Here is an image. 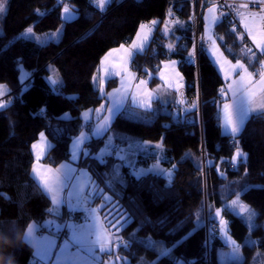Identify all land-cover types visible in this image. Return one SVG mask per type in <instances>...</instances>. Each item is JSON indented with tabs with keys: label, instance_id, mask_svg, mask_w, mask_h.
Listing matches in <instances>:
<instances>
[{
	"label": "trees",
	"instance_id": "16d2710c",
	"mask_svg": "<svg viewBox=\"0 0 264 264\" xmlns=\"http://www.w3.org/2000/svg\"><path fill=\"white\" fill-rule=\"evenodd\" d=\"M66 3L77 13L69 22L62 17ZM168 18L175 23L166 36L162 25ZM0 21V85L12 93L9 102L0 107V236L11 240L14 246L5 248L14 253L19 264L36 263L34 251L15 246L18 231L26 232L31 224L42 226L52 208L50 197L33 176L32 146L44 133L52 143L46 160L53 166L70 161L71 145L86 128L83 112L107 101L93 82L102 58L112 49L130 44L140 26L152 21L159 25L150 46L134 58L133 71L142 78L154 75L152 84H157L160 66L169 60L179 61L187 98H200L201 110L197 107L174 114V102H157L153 111L132 107L123 111L112 131L127 137H118L117 143H162L167 158L164 164L175 167V174L172 180L156 173L137 177L125 166L116 179L117 159L97 158L104 139H93L87 144L91 154L81 162L103 191L93 196L92 204L99 206L106 195L111 198L100 210L108 228L125 217V225L116 224L123 241L117 252L121 264H222L219 250L226 247L213 217L217 210H222L230 234L242 245L243 262L228 264H255L258 251L264 255L262 223L252 231L255 244L249 245L247 225L227 208L230 199L240 196L259 210V221L264 220V113L252 116L238 136L223 134L219 113L225 81L207 51H202L196 62L189 0H116L104 12L96 10L91 0H8ZM62 26L59 42L39 45L19 38L30 27L44 35ZM216 34L230 60H242L252 68L261 61L244 49L245 37L230 23L221 22ZM199 36L204 38L203 22ZM192 57L195 61H189ZM23 71L33 77L26 87L22 86ZM117 86L113 79L106 88L111 91ZM237 149L246 154V160L242 156L233 161ZM114 204L119 206V218L108 225L107 210ZM206 208L209 224L216 227L210 262Z\"/></svg>",
	"mask_w": 264,
	"mask_h": 264
},
{
	"label": "crops",
	"instance_id": "0c3cea01",
	"mask_svg": "<svg viewBox=\"0 0 264 264\" xmlns=\"http://www.w3.org/2000/svg\"><path fill=\"white\" fill-rule=\"evenodd\" d=\"M236 1L243 4H260L264 6V0H236ZM210 8L215 9V11L211 14L209 13ZM104 11L105 10L99 12H104ZM244 15H247V13H244ZM260 15H264V14H260ZM212 17H215V20H213ZM168 19L166 21H169V24L165 26L164 24L166 22L165 21L162 25V29L166 34V36H169L172 33L173 25L175 23V21L174 22L171 21L170 18ZM152 22L145 24L147 27L143 30H141L140 27L138 33L131 41V43L128 45H124V48L127 49V51L121 49V47H118L108 52L102 58L98 71L94 75L93 82L95 87L97 88V86H99L100 88L102 87L105 88V94L103 95L107 96V101L109 103L108 109H110V107H112L113 105L115 106L119 94L122 93V96H124L125 98L124 102L123 103L119 102L116 105L117 107L115 109L116 116L120 115L123 111H125L127 106L128 107L131 106L132 108H137L144 111H153L155 109L157 102H161L164 105H169L174 102L173 107H176L174 114H178V113L185 114L193 110V109L186 110L189 104L191 106L195 104V100H188L187 98L186 95L187 83L181 73L179 61L169 60L167 62H164L160 66L157 74L155 75V77L158 80L157 84H152V77H154V75L150 74L148 75V77L142 78L139 77L132 69V63L134 58L138 54L144 53L152 42L154 31L159 25L158 21H156L157 23L155 24H153ZM220 23H221V19L218 12V8L209 5L203 20V35L204 38L209 43L207 53L210 59L212 60V63L218 69L219 73L221 74V76L225 81V86L220 94V100L223 102L219 113L221 129L223 134L233 136L231 133V125H226L225 123L227 118L226 113L227 115L231 116L233 123H235L236 106L240 104L242 101L246 108L252 109L251 117L264 113V108H261L259 103L249 105L247 100V93L243 92L236 85L235 82L239 79L238 73L243 72V69L234 68L233 66L236 64L237 61H232L229 58H227L222 48L220 47L218 36L216 34V28ZM239 24H240V33L253 45L254 51L251 54V57L254 60L257 59V57L261 58V61L257 63L254 68H252L246 62L242 60H238L240 64L244 65V69H247L248 73H250L252 76V83L250 85H247L249 89H252L255 88L256 85L259 83L260 73L264 72V45H261L260 48L256 46V43L253 41L252 37L248 35L247 30L244 28L241 16L239 17ZM258 26L260 29H264V22L258 21ZM165 28H167V32H165ZM138 34L140 37L139 39L137 38ZM209 37H211V40L209 39ZM212 41H215L216 48L219 50L218 56H214L212 54V48H211ZM133 42H135L137 45L135 48L132 47ZM113 50H117V51H113ZM109 53H111V55H109ZM105 57H107V59H105ZM218 57H222L223 60H226L228 63L226 65L222 64L218 59ZM189 61H195V58L192 57L191 59H189ZM117 71H119L120 73L119 75L115 74ZM113 79H116L118 81V86L112 89L111 91H107L106 88L107 83ZM142 81L143 83H141ZM229 85H232L233 88L236 89L235 96L233 95V91L229 90ZM98 90L101 92V89ZM5 95H7V92L2 93V95L0 96H5ZM261 97H264V93H260L259 91H257V95H256L257 101H259ZM225 104H228L230 106L229 109L227 110L224 109ZM96 113L97 112L95 111L92 114L93 119L96 117ZM107 113L108 111L105 112V115H103L101 119H99V122L94 126L91 125L86 126V129L87 127L90 126L91 128L90 132H93L95 136H98L97 138H101V136L109 129V126L104 124L107 117ZM250 118H247L245 120L244 124L242 125V130ZM34 144H41L44 147V151L41 154L39 163L37 165L38 170L40 171V173H42V169L43 167H45V160L47 158L50 149L52 148V143L45 135L43 140H41L40 137L39 140ZM32 150L36 163L38 149L32 148ZM33 176L35 180L39 183L40 177L36 176L34 173ZM74 183H72L70 187ZM90 186L91 185H89L88 187ZM88 190H90V188ZM45 192L52 201L53 193L52 192L50 193L47 190H45ZM85 192L83 193V197L85 196L86 197L85 199L83 198L82 200L83 202L80 203L76 201H71L69 198H66L64 191H59L58 193H55L57 203L56 204L52 203L51 209L58 210L59 215L56 214V211L50 212V217L44 222L42 226L36 224L37 227L35 229V234L38 237L41 235L43 236L53 235L54 226L52 224L46 223L47 221H53L55 224L76 225L80 227L82 234L86 238V247L81 249L80 252L81 256L84 257V259L80 262V264H105L106 259L109 257V255L112 254V250H113V243H112L113 238L110 234L111 228H108L107 225L105 224L101 216L100 210L97 207L95 208L91 207L92 205V202L90 200L91 198L88 197L89 191L87 193ZM73 211H84L87 213L88 218L81 223H77V222L66 223L65 216L67 215V213ZM70 235L71 233L69 229L67 227H64L61 229V231L58 234H56L53 237L57 241V250L59 249V246L63 244L64 241L70 237ZM25 239L29 243L26 236ZM30 245H32L34 249V253L40 250V246L36 242L33 241ZM102 248L104 249V251H101ZM73 250L75 251V249ZM34 259H35L34 263L43 264V262L40 261L39 258L35 255H34ZM54 260H55V256H53V261H50L49 264H53Z\"/></svg>",
	"mask_w": 264,
	"mask_h": 264
},
{
	"label": "rangeland",
	"instance_id": "374dc122",
	"mask_svg": "<svg viewBox=\"0 0 264 264\" xmlns=\"http://www.w3.org/2000/svg\"><path fill=\"white\" fill-rule=\"evenodd\" d=\"M7 1L6 0V11L4 13H0V16L5 14L7 12ZM114 1L116 0H111V2H108V0H105V4L103 6V9H101V6L99 4V0H92V6L98 10V11H103L106 10ZM121 1V0H118ZM67 6L69 9V13L71 14V18H68L69 13H65L64 8ZM62 17L65 22H69L74 20L77 17V13L74 8L70 7L67 3L63 7L62 11ZM169 20V19H168ZM165 26L169 24V21H166ZM32 29V32L29 33L27 29L19 35V38H23L26 40H31L35 41L39 45H44L47 44L51 41L59 42L61 40V37L64 33V27H60L57 31L50 32L44 35H39L34 32L33 27H30ZM29 29V28H28ZM0 32H3V28L1 25L0 21ZM205 39V38H202ZM206 40V39H205ZM207 41V40H206ZM208 42V41H207ZM209 44V43H208ZM33 77L26 71L22 72L21 80L23 82L22 86H28ZM3 88L0 89V93H6L7 95L5 96H0V107H3L6 105L7 102H9V99L11 98V90L5 86L2 85ZM98 89H101L100 94L103 95L105 94V88L102 87L100 88L97 86ZM2 95V94H0ZM124 96H122V93L119 94L115 106L113 105L108 109V101H106L101 107L97 109H89L83 112H88L89 115L85 117L82 114V119L84 126L86 127L87 125L94 126L99 122V119L103 115H105V112L108 111L106 120L104 124L109 126L108 131H106L101 138H97L98 136H95L93 132H90L91 130H85L82 132V134L77 137L72 145H71V154L73 151V146L77 140H80V146L77 149L78 152V158L76 161H70L63 162L59 166H53L51 165L47 160H45V167L42 169V177L44 179H49L53 180L54 183V192L58 193L59 191H64L65 197L69 198L71 201H76L78 203L83 202V193H87L89 191L88 197L91 198V202H93V196L94 195H101L103 193L102 190L97 187V184L95 183V180L93 179V176L90 172L89 169L85 168L82 165V161L88 157L91 153L90 149L87 147V144L93 140V139H104V143L100 147V150L95 154L97 158L99 159H104L106 157L114 156L117 161L114 167V174L116 179H120L123 167H129L131 169V172L133 175L140 177L144 176L149 173H156L159 175H162L166 177L168 180H172L174 174H175V167L168 168L165 166V162L167 160L166 155H165V150L164 146L162 143H152L148 141H133L130 143L128 146H120L116 139L118 137L121 138H126L127 134L126 133H120L117 131H112V125L116 118L119 116L115 115L116 112V105L119 102H124ZM185 101V98H184ZM185 104V102H184ZM182 105V104H181ZM199 108L201 110V100L198 98L195 100V104L192 106L189 104L186 110L190 109H196ZM126 110H132L131 106H127ZM96 113V117L93 119L92 114L94 112ZM69 115H66L68 117ZM116 116V117H115ZM90 118V119H87ZM115 118V119H114ZM90 127V126H89ZM88 142V143H87ZM87 143V144H86ZM240 158V157H238ZM237 158V159H238ZM206 160V157H204ZM206 162V161H205ZM51 168L53 171L52 173H48L46 171L47 168ZM68 169H72L71 173V179L66 178V173L68 172ZM59 170V171H57ZM80 173V174H79ZM39 183L43 187L41 181V177L39 178ZM77 182V183H74ZM74 183L71 187L70 185ZM91 185L90 187H88ZM87 187V189H86ZM90 188V190H88ZM51 193V192H50ZM63 194V195H64ZM87 195V194H86ZM111 198L106 195L101 202L99 206L91 205L92 208L97 207L99 210H101L103 207H105L106 202L108 204L110 203ZM235 201V203H233ZM227 208H229L232 212H234L237 216H239L244 223L247 225L249 229L248 236L246 237V243L249 245H254L255 240L252 238V231L260 224L262 223V226L264 227V220L262 222L259 221V215L260 212L259 210L255 209L254 207L250 206L247 204L245 201H243L240 196H235L232 199H230L227 202ZM119 206L116 204L112 205L111 208H108L107 210V224L110 225L113 220L116 218H119ZM206 227L207 225L209 226V232L207 234L208 239H209V244H210V252L208 256V260L210 262L211 260V238L213 237V232L216 229L215 226L209 225V208H206ZM214 219L217 221V230H218V235L219 238L222 240L224 246L226 249H221L219 250V255H220V260L222 264H228L230 262H243L244 260V255L242 252V245L230 234V225L229 222L225 217H223V212L222 210H217L214 215ZM109 220V221H108ZM223 221V223H221ZM125 222V217L122 220L117 221V223H114L111 225V236L113 238L112 243H113V250L112 254L109 255V257L106 259L105 264H121V257L117 255V252L121 246H123V241L119 237V230L116 228V224H122ZM125 225V223L123 224ZM256 263L255 264H264V255L258 251L257 256H256Z\"/></svg>",
	"mask_w": 264,
	"mask_h": 264
},
{
	"label": "snow or ice",
	"instance_id": "6c2138e0",
	"mask_svg": "<svg viewBox=\"0 0 264 264\" xmlns=\"http://www.w3.org/2000/svg\"><path fill=\"white\" fill-rule=\"evenodd\" d=\"M108 2H111V0H108ZM99 4L101 6V9H103L105 0H99ZM243 7H246V5H244ZM5 11H6V0H0V13H4ZM64 11L65 13H69V9L67 8V6H65ZM214 11H215L214 8L209 9L210 14L213 13ZM241 17H242V23L244 25V28L247 30L248 35L252 37L253 41L256 43V46L260 48L261 45H264V29L259 28L258 21L264 22V15H260L259 13H255V12H249L247 13V15L241 14ZM68 18H71L70 13H69ZM212 18L213 20H215V17H212ZM152 23L155 24L157 22L153 21ZM140 27H141V30H143L147 26L142 24ZM27 31L31 33L32 29L29 28L27 29ZM165 32H167V28H165ZM137 38L138 39L140 38L139 34ZM209 39L211 40V37H209ZM136 46H137L136 43L133 42L132 47L135 48ZM120 47L121 49H124L125 51H127V49L124 48V45H121ZM168 48L171 49L172 45L169 44ZM211 48H212V54L214 56H218L219 50L216 48L215 41H212ZM113 51H117V50H113ZM109 55H111V53H109ZM105 59H107V57H105ZM218 59L224 65L228 63L226 60H223L222 57H218ZM233 67L238 68V69H243V72L238 73L239 79L235 83L243 92L247 93V100H248L249 105L259 103L260 107L264 108V97H261L259 101H257L256 99L257 91H259L260 93H264V72L260 73V81L256 85V87L249 89L247 85H250L252 83L251 74L248 73L247 69H244V65L240 64L239 61H237ZM115 74L119 75L120 73L119 71H117ZM52 83H56V81L53 80ZM141 83H143V81ZM2 88L3 86L0 85V89ZM229 90L233 91V95L235 96L236 89H234L232 85H229ZM229 107L230 106L228 104L224 105L225 110L229 109ZM110 111H112V109H110ZM83 115L87 117L89 113L85 112ZM251 115H252V109L246 108L243 104V101L236 106V122L235 123H233L231 116L227 115L226 113L227 118H226L225 123L226 125H231V133L234 137L239 135V133L242 131V125L244 124L247 118L251 117ZM44 136H45L44 133H40L41 140L44 139ZM79 146H80V140H77L73 146V151L71 154L72 161H76L78 158L77 149L79 148ZM32 147L33 149H38L37 158H36L37 162L33 164L32 171L36 176L41 177L40 182L42 183L43 188L47 190L48 192L53 193L52 203L56 204L57 199H56V195L54 192L55 182L53 180L44 179L40 171L38 170V166H37L39 163L41 154L44 151V147L41 144H34ZM241 156H244L246 160V154L242 153L239 149H237L236 155L232 159L233 161H236L237 158ZM46 171L48 173H52L53 170L49 167L46 169ZM72 171H73L72 169H68V172L66 173L67 179L72 178L71 177ZM233 203H235V201H233ZM48 211L49 212L56 211V214L59 215L58 210L48 209ZM46 223L52 224L54 226V232L52 236L41 235L38 237L35 234V229L37 227L36 224H31L27 228L25 236L28 239L29 243L31 244L34 241L40 246V250L38 252H35L34 255L37 256L39 260L43 262V264H49L50 261H53V256H55V260L53 264H80V262L84 259V257H82L80 254L81 249L86 247V238L82 234L80 227L76 225H71V224H55L53 221H47ZM221 223H223V221H221ZM64 227H67L69 229L71 235L67 240L64 241L63 244L59 246V249L57 250V241L53 237L56 234H58L61 231V229ZM73 249H75V251ZM18 250L19 249H15V252ZM101 251H104V249L102 248Z\"/></svg>",
	"mask_w": 264,
	"mask_h": 264
},
{
	"label": "built area",
	"instance_id": "2783aa9c",
	"mask_svg": "<svg viewBox=\"0 0 264 264\" xmlns=\"http://www.w3.org/2000/svg\"><path fill=\"white\" fill-rule=\"evenodd\" d=\"M192 4V17L194 24V40H195V58L196 62L199 61V56L202 51H207L209 44L205 39L200 38L199 30L200 26L204 20L206 10L209 5L215 6L218 8L221 22H228L231 24L233 30H240L239 17L241 14L255 12L259 14H264V6L260 4H243L236 0H212L210 4L206 5V0H189ZM246 5V7H243ZM102 17H105V14H102ZM243 47L246 51L253 52L254 48L251 42L245 38ZM176 107L171 108V112H174ZM87 130H91L90 127H87ZM88 218V215L84 211H73L67 213L65 216V222H84ZM209 223V222H208ZM210 225V224H209ZM207 234L209 232V226L207 225ZM207 252L209 256L210 244L207 236ZM209 262V260H208Z\"/></svg>",
	"mask_w": 264,
	"mask_h": 264
},
{
	"label": "clouds",
	"instance_id": "9594fccd",
	"mask_svg": "<svg viewBox=\"0 0 264 264\" xmlns=\"http://www.w3.org/2000/svg\"><path fill=\"white\" fill-rule=\"evenodd\" d=\"M26 232L18 231L17 233V241L18 245L15 246H24L28 247L30 251H34L32 245L28 244L27 240L25 239ZM13 247L11 240L0 236V264H19L18 259L14 255V253H9L6 251L5 246Z\"/></svg>",
	"mask_w": 264,
	"mask_h": 264
},
{
	"label": "water",
	"instance_id": "95a60500",
	"mask_svg": "<svg viewBox=\"0 0 264 264\" xmlns=\"http://www.w3.org/2000/svg\"><path fill=\"white\" fill-rule=\"evenodd\" d=\"M206 160L204 159V162H205Z\"/></svg>",
	"mask_w": 264,
	"mask_h": 264
}]
</instances>
